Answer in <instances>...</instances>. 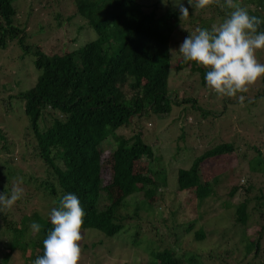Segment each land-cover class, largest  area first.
<instances>
[{"label":"trees","instance_id":"16d2710c","mask_svg":"<svg viewBox=\"0 0 264 264\" xmlns=\"http://www.w3.org/2000/svg\"><path fill=\"white\" fill-rule=\"evenodd\" d=\"M185 1L190 23H193V11L211 12L208 18L198 20L197 28L210 29L213 21L221 23L230 11L217 4L196 9L188 4V0ZM51 2L53 4L54 0ZM70 2L74 12L62 22L60 20L58 27L63 28L75 15L78 21H83L77 29L93 31V38L70 49L64 44L58 50L51 47L45 51L43 44L25 43L26 31L17 23L13 0H0V48L16 42L32 56L34 68L38 71L32 85L14 95L22 100L27 126L17 148L21 149V158L29 156L34 167L29 173L21 174V181L8 182L10 173L7 171L6 175L2 168L12 161V157L4 158V161L0 158V194L10 195L14 185L24 190L12 208L0 212V264H7L14 253L27 254L30 261L43 255V240L52 228L48 213L67 193L78 196L86 213L81 230H95L110 238L131 224V247L138 245L147 232L156 235L147 239L148 245L143 247L147 257L156 264H199L200 255L180 246L175 228L185 233L193 231V239L199 241L204 237L202 226H194V221L185 222L177 224L169 233L159 235L157 227L143 220L138 213L144 202H128V198L137 193L152 202L156 191L165 184L148 173L149 164L156 162L154 151L143 139L141 130L133 125V118L138 120L148 113L168 116L173 108L185 104L198 108L193 94L180 97L169 87L172 69L177 71L183 67L182 60L171 58L169 47L174 31L183 20L180 19L179 7H162L160 0ZM237 2L250 15L264 19V0ZM220 4H224V0H220ZM259 31H264V24L260 25ZM68 40L74 43L76 38ZM195 70L199 72L198 89H208L204 79L207 69L197 65ZM259 80L261 86L252 97L245 96L242 106L250 117L254 115L253 108L264 101V76ZM11 97L8 95L2 101L9 102ZM234 102L241 105L238 99ZM8 106H3L4 110L7 111ZM242 120L245 121V117L238 118V121ZM252 123L253 120H246L244 131ZM126 128H130L127 136L121 132ZM252 129L254 134L264 131V121L260 129L255 125ZM179 131V139L182 140V128ZM108 138L114 140L113 146L104 155ZM243 146L253 150L256 161L264 162L260 143L249 144L248 147L247 142L234 134L204 149L188 167H178L174 173L176 190H191L197 207L201 201L216 195V187L222 180L230 179L232 182L226 198L232 199L240 190L245 192V197L234 203L231 211L233 221L238 225V236L228 251L213 259L208 254L210 264H240L244 258V264H264V248L261 247L264 239V190L258 185L259 178L251 177L259 176L263 171H253L251 160H245ZM12 148L14 144L0 125V152H10ZM142 160H146L145 169L138 170ZM37 163L41 170H36ZM242 163L246 164V177L244 174L240 183L238 180L233 183L234 177H241ZM105 167L109 172L106 181L102 177ZM37 198L49 201L50 208L44 216L27 208ZM178 211L177 208L173 212L172 219ZM32 222L39 223L41 230L29 235ZM256 223L258 228L250 236L251 224ZM8 229L10 234L6 237L4 232ZM167 236H170L171 243L165 241ZM152 242L157 244L152 246ZM232 253L233 258L228 261L227 257ZM146 264H150L148 259Z\"/></svg>","mask_w":264,"mask_h":264},{"label":"rangeland","instance_id":"374dc122","mask_svg":"<svg viewBox=\"0 0 264 264\" xmlns=\"http://www.w3.org/2000/svg\"><path fill=\"white\" fill-rule=\"evenodd\" d=\"M49 2L50 0H13L17 12V23L19 26L24 27L26 31V44H43L45 51L50 50L51 47H53L52 50H58L64 44L70 49L84 40L93 38V31L77 29V25L83 24V21H78L75 15L68 20L63 28L58 27L60 20L62 22L65 17L71 16L74 12L70 0H54L53 4ZM144 2H147V0H144ZM185 2V0H181V3L185 4ZM160 4L162 7L178 8L173 0H163V2L160 0ZM191 14L193 23L189 22L190 17L183 19L170 40V56L175 61L182 60L183 67L177 71L172 69L169 87L171 90L176 91L180 97L185 96L186 98L189 93L193 94L192 96H195L198 108H191L189 104H185L180 108H173L168 116L161 117L154 113H148L140 116L138 120L133 118L134 124H132L141 130L143 139L154 151L156 162L149 164L150 172L148 173L151 177L165 184H162L156 191L152 202L145 200L141 193L129 197L128 202H144V207L138 213L143 220L157 227L156 232L159 235H164L165 232L169 233L177 224L180 225L185 222L194 221V226H202L204 237L199 241L193 239V231L185 233L175 228V232L177 238L180 239V246L184 250L196 252L200 255L199 264H210L211 259L215 256L228 251L233 240L235 241L238 236V233H236L239 231L238 225L234 223L231 211L233 204L245 197V192L240 190V192L234 194L232 199L226 198L225 194L232 182L229 181L230 179L222 180L216 187V195L201 201L197 207V202L191 190L183 192L176 190L174 187V173L178 167H188L191 160L204 149L217 144L222 138L227 136L231 138L234 134L247 142L248 147L249 144L260 143L262 146L261 152L264 155V131L259 130L258 134H254L252 129V125L257 126L258 129L261 128V123L264 121V101L258 103V107L253 108L252 113L254 115L252 117L249 116L248 111L243 110V105L237 106V103H232L238 99L239 95L252 97L261 86L260 78L248 86L246 93H238L237 97L232 98L222 97L210 88L198 89L199 72L195 70L197 64L184 61L178 47L186 36L195 32L198 20L208 18L211 12L209 10L202 13L193 11ZM214 24H218V22L213 21L211 26ZM73 37L76 38V41L74 43L69 42L68 39ZM256 56L258 62L264 63V49L257 50ZM37 75L38 71L34 68L32 56L25 52L19 44L12 42L7 47L0 48V125L5 128L10 142L14 144L12 151L0 152V158L3 161L4 158L12 157V161L2 168L6 175L8 172L10 173L7 175L8 182L10 180L21 181L19 179L22 178L21 174L29 173L31 168L34 167L30 164V157L26 155L22 159L19 151L21 149L18 150V145L22 142L27 126L26 117L22 111V100L15 98L14 95L28 89ZM8 95L12 96L9 102H3L2 99H6ZM5 105H9L7 111L3 108ZM244 117L245 121L253 120L246 131L243 129L245 121H238V118L241 120ZM180 128L183 130L182 140L179 139ZM121 132L127 136L130 134V128L123 129ZM113 141L111 138L106 140L105 149L107 150H105L104 155L110 151ZM246 147H241L245 150V160H251L254 172L263 171L261 175L256 174L251 177H258L260 180L258 185L262 186L264 190V169H262L264 162L256 161L253 150ZM145 162L146 160H142L137 169L144 170ZM242 164L243 170L238 169L241 177H234L233 183L236 180L240 183L244 178L242 175L246 173V164ZM37 165L36 170H41L39 163ZM102 177L105 181L108 179V167L103 168ZM48 203L49 201L45 199L37 198L27 208H30V210L35 209L40 215L44 216L50 208ZM222 203L229 204V206H224ZM177 208L179 211L176 213L175 219H172V214ZM131 223H134V221ZM258 225V223L251 224L252 232L250 236L253 235ZM132 230V225L128 224L122 232L110 238L95 230H82L83 239L79 242L82 251L78 264H146L147 259L150 264H156L147 257L146 252L143 250V247L148 245L147 239H150L152 235L156 237V235L147 232L145 236H142L138 245L131 247L130 235ZM30 233L32 231L29 230L28 234L30 235ZM4 234L6 237L9 236L10 230L8 229ZM164 239L166 242L171 243L170 236ZM151 244L155 246L157 243L152 242ZM172 244L174 243L172 242ZM261 247L264 248V239ZM35 253H37V249ZM208 254L211 259L207 257ZM233 254L227 257L228 261L233 258ZM26 257L27 254L14 253L7 264H32L34 260L30 261ZM244 262L245 258L240 264H244Z\"/></svg>","mask_w":264,"mask_h":264},{"label":"clouds","instance_id":"9594fccd","mask_svg":"<svg viewBox=\"0 0 264 264\" xmlns=\"http://www.w3.org/2000/svg\"><path fill=\"white\" fill-rule=\"evenodd\" d=\"M173 2L179 7L180 19H187L188 8L181 0ZM188 4L196 9L217 4L230 11L221 23L210 29L198 27L184 38L178 47L183 60L205 67L207 86L220 96L232 98L246 93L249 85L264 76V63L258 62L256 56L257 50L264 49V31L258 32L264 19L250 15L237 0H224L222 5L220 0H188ZM245 99L239 95L238 103L243 105ZM23 192L22 187L14 185L10 195L0 194V212L12 208ZM85 215L77 195H62L58 206L48 213L52 228L43 240V255L33 264H78ZM30 228L39 233L41 225L32 222Z\"/></svg>","mask_w":264,"mask_h":264}]
</instances>
